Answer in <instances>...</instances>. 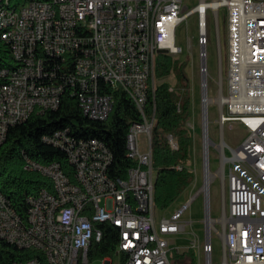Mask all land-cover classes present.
Wrapping results in <instances>:
<instances>
[{
	"label": "built area",
	"instance_id": "obj_1",
	"mask_svg": "<svg viewBox=\"0 0 264 264\" xmlns=\"http://www.w3.org/2000/svg\"><path fill=\"white\" fill-rule=\"evenodd\" d=\"M183 2L25 0L14 7L11 0H0V41L12 55L9 63L4 59L0 64V143L11 126L35 110L58 108L66 89L77 97L85 115L105 120L114 99L104 88H122L141 116L130 123L127 133V156L136 164L126 177L110 174L114 154L100 139L80 137L69 127L45 135V142L67 153L72 176L59 162L27 158L25 169L48 177L53 191L44 188L28 196L22 217L0 190V240L19 250H36L46 264H93L95 259L101 264H173L171 237L186 229L183 214L191 201L170 215H158L152 139L156 108L150 118L146 106L156 87L158 54L183 53L176 42L177 28L196 16L203 107L200 192L207 199L208 178L220 174L226 203L221 231L205 230L200 263L264 264V0H200L186 9ZM221 8L226 21V76L221 85L219 78L215 81L218 93L211 97L208 11L215 17L223 69ZM212 102L219 107L218 143L209 133ZM235 122L247 134L236 147L224 137V127L229 124L232 129ZM168 140L172 149L179 148L173 134ZM211 146L221 153L217 173L211 170ZM103 224L118 228L117 245L112 255L92 259L90 246L102 241ZM214 236L222 241L219 262L214 259ZM3 264L43 260L33 256Z\"/></svg>",
	"mask_w": 264,
	"mask_h": 264
},
{
	"label": "trees",
	"instance_id": "obj_2",
	"mask_svg": "<svg viewBox=\"0 0 264 264\" xmlns=\"http://www.w3.org/2000/svg\"><path fill=\"white\" fill-rule=\"evenodd\" d=\"M25 0H11L19 7ZM4 59L12 60L9 46L0 41V64ZM187 61H178L172 55L159 53L156 60V87L151 93L146 114L152 118L156 108V121L153 128V159L157 171L155 180V205L159 211L168 209L189 187L193 173L186 167L190 156L192 136L188 122L193 115L190 79L186 72ZM176 72L178 81L172 85L168 77ZM112 94L113 109L105 120H97L85 115L79 100L69 90L62 94L61 103L56 109L35 110L29 118L9 129L6 139L0 143V190L9 198L15 209L26 217L27 197L41 189L53 191L52 181L38 171L25 169L27 158L43 164L59 162L68 173L73 167L67 153L43 140L47 134L69 127L73 133L83 138H98L113 152L114 161L110 169L112 176L126 177L128 169L136 162L127 156V133L130 123L141 119L134 101L122 89L104 88ZM177 139L179 148L172 149L168 134ZM181 165L182 168L177 166ZM70 175L72 176V174ZM102 241H94L90 246V258H103L113 254L117 245L118 228L103 224ZM36 250H19L0 240V264L16 259L39 256L46 264L44 256ZM173 264H197L192 248L182 253L169 251Z\"/></svg>",
	"mask_w": 264,
	"mask_h": 264
},
{
	"label": "rangeland",
	"instance_id": "obj_3",
	"mask_svg": "<svg viewBox=\"0 0 264 264\" xmlns=\"http://www.w3.org/2000/svg\"><path fill=\"white\" fill-rule=\"evenodd\" d=\"M200 0H184L183 4L186 8H193ZM220 31L221 45L223 55V69L219 67V52L217 41V30L215 17L212 10L208 11V68L210 75L209 94L211 97L217 96L218 86L215 81L219 78V84H223L226 76V51H227V36H226V21L225 11L221 8L220 15ZM198 29L196 16L189 17L186 21L179 24L176 33L177 45L183 48V53L173 55L178 61H187L186 72L190 79V88L192 95V110L193 115L187 126L192 136L190 156L186 163V167L193 173V181L189 187L181 194V196L166 210L158 211V215H170L172 211L188 205L183 214V220L187 222L186 229L175 236L171 237V246L176 253H182L192 248L195 252L197 264H201L203 260V251L201 245L205 239V230L217 229L221 231L224 225L223 211L226 208L224 203V187L220 174L211 175L208 178L210 184V193L207 199L200 189L204 184L203 173V157H202V125H203V107H202V90H201V74L199 71L200 47L198 45ZM169 82L174 86L178 77L176 72H173L168 77ZM157 83V81H156ZM219 107L217 102L209 104V133L211 138L216 142L221 140V124L219 123ZM231 129L229 124L224 127L225 140L231 146H238L246 138V130L244 126L235 122ZM228 154V152H227ZM211 170L217 173L221 164V153L214 147L210 149ZM219 175V176H217ZM194 199H192V197ZM192 199V200H191ZM214 218L213 222H209L210 218ZM214 259L216 262L222 259V241L220 237L214 236ZM197 244V246H194ZM101 260L95 259L93 264H101Z\"/></svg>",
	"mask_w": 264,
	"mask_h": 264
},
{
	"label": "bare ground",
	"instance_id": "obj_4",
	"mask_svg": "<svg viewBox=\"0 0 264 264\" xmlns=\"http://www.w3.org/2000/svg\"><path fill=\"white\" fill-rule=\"evenodd\" d=\"M213 221H214V219H213V218L209 219V222H213Z\"/></svg>",
	"mask_w": 264,
	"mask_h": 264
},
{
	"label": "water",
	"instance_id": "obj_5",
	"mask_svg": "<svg viewBox=\"0 0 264 264\" xmlns=\"http://www.w3.org/2000/svg\"><path fill=\"white\" fill-rule=\"evenodd\" d=\"M161 52H165V51L161 50Z\"/></svg>",
	"mask_w": 264,
	"mask_h": 264
}]
</instances>
